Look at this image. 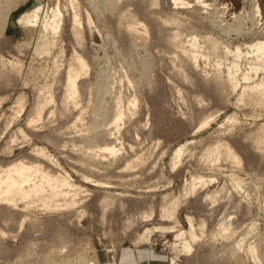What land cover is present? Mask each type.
<instances>
[{"label":"rangeland","instance_id":"obj_1","mask_svg":"<svg viewBox=\"0 0 264 264\" xmlns=\"http://www.w3.org/2000/svg\"><path fill=\"white\" fill-rule=\"evenodd\" d=\"M150 1L0 0V173L13 160L39 162L69 184L59 209L9 207L0 264H257L252 249L264 264V70L248 64L250 44L264 40V0ZM37 6L61 12L54 34L18 21ZM133 19L140 29L131 35ZM169 32L185 49L195 37L198 56L166 45ZM233 64L235 88L227 84ZM57 229L66 233L55 244L62 251L46 255Z\"/></svg>","mask_w":264,"mask_h":264},{"label":"bare ground","instance_id":"obj_2","mask_svg":"<svg viewBox=\"0 0 264 264\" xmlns=\"http://www.w3.org/2000/svg\"><path fill=\"white\" fill-rule=\"evenodd\" d=\"M165 1V0H164ZM163 1V2H164ZM174 5H177V4H180V5H186L189 3L188 0H170ZM151 2V1H150ZM196 2H199V3H205L206 0H196ZM116 3V2H114ZM113 3V1H111V7H113L115 4ZM110 4V3H109ZM156 4V0H152L151 4ZM254 9H255V12L258 14V16L260 15V9L258 7V5L254 2ZM153 5V6H154ZM118 6V5H117ZM115 7V6H114ZM8 8V7H7ZM6 8V9H7ZM45 7L44 6H37V7H34L32 9H30L29 11H26L25 13H23V15L19 18V22L23 25H39L40 28H42V32L46 33V32H51L52 34H54L57 29L59 28V25H58V19L60 18V15H61V12L59 11V9L57 8V6L55 8H50L51 10L49 11V14H47V11L46 9H44ZM2 10V9H1ZM4 13V12H3ZM7 15V14H6ZM126 15V14H125ZM77 13H74L73 16H72V24L73 26L77 25L78 24V21H77ZM123 16V15H122ZM127 16V15H126ZM125 16V17H126ZM7 17V16H6ZM125 17H123L125 19ZM130 17V16H129ZM122 18V19H123ZM131 18V17H130ZM129 19V18H127ZM126 19V20H127ZM2 21V20H1ZM129 21V20H128ZM3 23V22H2ZM136 24H139V22L135 21V19L133 20H130L127 24V28L128 30L132 31L130 32L131 35L132 33H138L137 30L140 29V27L138 28ZM136 25V26H135ZM123 26V25H122ZM139 26V25H138ZM142 28V32H147V29L144 27V26H141ZM121 28V27H120ZM124 28V27H123ZM138 28V29H137ZM126 29V28H125ZM127 30V29H126ZM141 31V30H140ZM139 31V32H140ZM41 33V32H40ZM144 33V34H145ZM161 33V32H160ZM165 33V32H164ZM128 34V33H127ZM141 34V33H140ZM129 35V34H128ZM143 35V34H142ZM43 36V35H42ZM178 36V32L174 33V32H169V34H166L165 37L163 36L164 38V43H166V45H169V46H172L175 51H179V52H182L184 51L185 47L182 45L180 46L178 44V42L176 41V37ZM161 37V36H160ZM142 38V37H141ZM191 38V37H190ZM190 42L188 43V48L189 49H185V51H188L191 53V56L193 57V59H195L199 53V48L197 47V41H196V38L195 37H192L191 39H189ZM213 42V41H212ZM211 43V42H210ZM209 43V45H210ZM215 42L211 43L212 44V47L211 48H215L217 47L216 44H214ZM47 47V41L44 40L43 38V41L40 43L39 45V48L41 50H45ZM210 47V46H209ZM171 48V47H170ZM172 48V49H173ZM250 48L252 49L251 52H254V55H252L248 61V64H249V69H250V72H253L254 74H256V72L258 70H264V40L262 41H256L255 43H251L250 44ZM217 49V48H216ZM210 50V48H209ZM238 50V47L235 48V51L236 53L234 54V56H236V58H239L241 56V54L239 53ZM184 51V52H185ZM226 53L229 52V50L227 49V51H225ZM178 54V52H177ZM76 62L79 64V68L80 69H83L86 64H85V61L81 58H78L76 60ZM150 65V64H149ZM147 69V66L144 65ZM180 68V67H179ZM236 67L235 65L233 64L229 71H228V75L230 76L229 79H227L228 81V85H231L230 87L232 88H235L236 86V78H235V71H232L234 70ZM148 70V69H147ZM179 70V69H177ZM181 70V69H180ZM183 70V69H182ZM181 70V71H182ZM185 70V69H184ZM184 72V71H183ZM178 76H181L183 74L179 72ZM176 73V74H177ZM77 74V72L75 73H70L69 76H68V82H67V91H68V94L69 95H73L75 93V79H74V76ZM185 75V74H184ZM186 76V75H185ZM77 77V75H76ZM184 77V76H182ZM250 78V73H247L244 75V79L245 80H248ZM260 86H262V80L258 83L255 84V86L251 87V88H248L247 91H250V92H253L254 90H257ZM260 100V99H259ZM261 101L262 103H264V98L262 100L261 98ZM260 101V102H261ZM257 102V101H256ZM261 103V104H262ZM43 104H40L37 108H36V114L37 115H40V112L43 108L42 106ZM260 105V104H259ZM264 105V104H262ZM264 107V106H263ZM121 116H122V113L120 112H117L114 116V119L112 121V124L114 126V128H117L119 126V122L121 120ZM99 117V116H98ZM97 118V116H96ZM201 124H206V122L204 121L203 123ZM263 129V128H262ZM261 131V129H260ZM263 132V131H261ZM264 133V132H263ZM262 133V134H263ZM264 135V134H263ZM263 137V136H261ZM221 146V145H220ZM220 146H216L214 147L213 149L210 150V153L212 155L211 157V160L214 161L215 159H217V156L219 154V150H218V147ZM225 149V154H226V157L229 158L230 160H232V162L236 161V155L235 153L229 148V147H226L224 148ZM106 150H108L110 152V154H113L115 153V148L114 146H111V147H107ZM105 150V151H106ZM182 152V148H178L175 153H174V157L173 159H178L180 157V153ZM38 154L41 158L44 159L42 153H41V150L39 149L38 150ZM40 158V159H41ZM9 165L2 169V172L0 173V201L4 204H6L7 206L4 208V210H0V218H3V220L5 219V221H14V216L15 214H12L11 211L9 210L10 206L14 207V205H16L17 201H21V202H26V204L28 203H37L38 206H39V209L40 210H44V209H59L62 205L58 204V201H60L61 199L63 200H66V197H65V193L64 192V188L65 186L69 185L68 182H66L65 180L63 179H60V178H57V177H53V174H51L49 171L45 170L41 164L38 162L36 164H31V163H26L22 160H13L11 161L10 163H8ZM199 182H203L204 181L199 178ZM71 204L74 205L75 202H72V200H69V201H66V203L64 204L65 206ZM7 219V220H6ZM32 222V221H31ZM33 223V222H32ZM227 222H224L221 226V231H222V234H225L227 236L226 233L227 230L229 231V226L226 225ZM31 224V223H30ZM34 224V223H33ZM36 225V223L34 224ZM46 225V224H45ZM32 228H33V225H31ZM50 226V225H49ZM38 228V225L37 227ZM36 228L34 230V228L32 229V231H36ZM31 229V228H30ZM29 229V230H30ZM42 229V228H41ZM40 229V230H41ZM48 229V228H46ZM38 230V229H37ZM61 230V229H59ZM58 229L55 230L53 233H56L54 235H56V237L54 239L49 238L51 240H46L48 243L51 242V244L47 247H45L46 249V255H51L52 254H57L58 251H62V247L63 246H60V247H57L55 244H57L59 241L61 242V240L65 237L64 233L62 234ZM53 231V230H52ZM51 231V232H52ZM59 231V232H58ZM63 232V230H62ZM39 233V232H38ZM49 233V232H48ZM190 239L192 241H195L196 239V236L194 234V232L192 230H190ZM37 234V232L35 233ZM231 234V233H230ZM48 235V234H47ZM53 235V234H52ZM181 235V234H178V236ZM224 235V236H225ZM229 235V233H228ZM214 236V235H213ZM66 238V237H65ZM64 238V239H65ZM243 238H240L238 240H236L235 242H233L228 249H231L229 250L231 252V255L234 251L240 249V245H241V241H242ZM45 241V242H46ZM69 242L68 239H66V242ZM46 242V243H47ZM65 241H63L64 243ZM66 244V243H65ZM71 244V242H70ZM73 244V242H72ZM47 245V244H45ZM75 245V244H73ZM72 246V245H71ZM76 246V245H75ZM1 247V245H0ZM69 247V246H68ZM3 248V247H1ZM0 248V249H1ZM66 248V247H65ZM74 248V246H73ZM183 248L187 251H189L191 249V244L189 242H185L184 245H183ZM70 251L71 252L73 249L70 247ZM75 249V248H74ZM227 249V248H226ZM225 249V250H226ZM4 250V248H3ZM32 250H33V247H32ZM69 250V249H68ZM35 251V250H34ZM37 251V250H36ZM1 253L2 252H5L4 251H0ZM228 252V250H227ZM230 252L228 254H230ZM237 252V251H236ZM235 252V254H236ZM252 253V256L254 258V260L256 261L257 264H262V261L260 259V256L258 255V253L256 252L255 249H252L250 251ZM6 253V252H5ZM22 253V252H21ZM77 253V255L80 254L81 256V253H78V252H75ZM238 253V252H237ZM4 254V253H3ZM59 254V253H58ZM234 254V253H233ZM1 255V254H0ZM5 255V254H4ZM237 255V254H236ZM54 256V255H53ZM59 256V255H58ZM47 257V256H46ZM79 257V256H77ZM235 257V256H233ZM237 258V257H236ZM61 259V258H59ZM63 260H61V264L63 263V261H65V264L69 261V259H64L62 258ZM78 259V258H77ZM81 261H82V257L80 258ZM80 259H78L77 261H79ZM84 259V257H83ZM239 259V258H238ZM86 260V259H85ZM71 261V259H70ZM69 261V262H70ZM73 261H76L73 259ZM71 261V262H73ZM87 261V260H86ZM85 261V262H86ZM68 262V263H69ZM94 262V261H93ZM91 261V264H95ZM59 263V262H58ZM77 263V262H76ZM82 263V262H81ZM55 264V263H54ZM57 264V263H56ZM60 264V263H59ZM70 264V263H69ZM85 264V263H84ZM87 264V263H86Z\"/></svg>","mask_w":264,"mask_h":264}]
</instances>
